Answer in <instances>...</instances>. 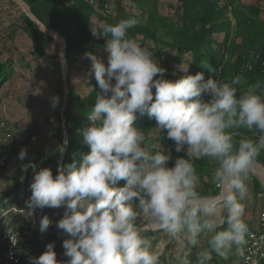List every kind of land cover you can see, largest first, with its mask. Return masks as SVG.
<instances>
[{
    "label": "clouds",
    "instance_id": "9594fccd",
    "mask_svg": "<svg viewBox=\"0 0 264 264\" xmlns=\"http://www.w3.org/2000/svg\"><path fill=\"white\" fill-rule=\"evenodd\" d=\"M134 24L120 20L102 30L91 25L94 37L107 38L108 63L85 53L99 88L87 115L91 124L82 130L90 152L58 165L56 175L51 168L35 172L26 201L29 217L37 209L66 207L56 227L68 237L62 242L68 259L58 260L51 242L41 255L29 257L30 264H161L153 238L144 234L148 231H163L197 248V264H205L212 252L224 260L233 251L244 254L249 228L241 201L253 162L264 151V81L249 83L241 75L205 80L203 72L165 79L166 69L153 52L128 36ZM206 68L222 72V67ZM58 103L54 96L52 106ZM137 113L155 119L175 151L185 153L173 166L171 152L161 143L145 144L143 131L134 126ZM26 156L22 148L18 159ZM203 158L216 165L215 195L199 190L193 160ZM141 218H146L142 225ZM39 223L44 233L52 221L43 215ZM201 236L206 249L200 247Z\"/></svg>",
    "mask_w": 264,
    "mask_h": 264
},
{
    "label": "rangeland",
    "instance_id": "374dc122",
    "mask_svg": "<svg viewBox=\"0 0 264 264\" xmlns=\"http://www.w3.org/2000/svg\"><path fill=\"white\" fill-rule=\"evenodd\" d=\"M24 1L41 6L53 24V27H47L53 33H63L66 41H72L71 44L67 42L65 52L69 93L65 102L61 45L58 40L54 37L43 39L39 34V31H43H36L29 25L26 19L28 15L16 0H0V70L5 69L9 75V78L0 81V121L4 120L9 125L17 139L16 145L11 148L3 146L0 139V148L8 150L11 158L5 175L0 177V232L16 228L19 223H35L40 232V217L47 215L52 224L47 232L40 233L46 245L54 242L57 259L66 261L68 257L63 255L65 250L62 242L68 237L56 227L66 207L37 209L29 217L26 201L31 196L30 184L35 172L41 168H51L53 175L57 174L64 146V120L68 126V164L90 152L82 130L91 124L87 115L99 88L94 74L90 72L91 61L85 53L92 52L103 59L107 66V38L99 36L87 42H79L78 35L90 31L91 25L102 30L105 24L131 19L135 24L127 30L128 36L153 52L159 65L166 69L165 79L175 81L185 75H195L207 69L208 65L212 66L215 57L222 56V63L225 62L223 79L231 81L236 75H241L249 83L264 81L259 75L238 72L236 68L245 52H253L260 44H264V0H211L214 3L215 20L212 24L213 35L208 39L214 40L217 45L213 56L203 47L197 57L183 49L186 36L197 29L199 17L203 13L198 0H112V15L102 11V0H97L99 3L95 5L89 4L88 0H81L84 3L79 5L87 4L80 20L85 26H80L78 22H61V14L57 11V5H60L64 14L68 6L76 5L79 0ZM187 68V72L181 70ZM54 96L59 97L56 107L52 106ZM146 119L150 118L146 115L134 126L143 131L147 146L161 143L165 151L171 152L169 167L173 166L175 158L185 153H177L175 149L168 148L166 139L156 129L157 125L151 126V121ZM240 131L243 135H252L247 130ZM22 148L27 151L24 160L18 159ZM263 158L264 151L255 161L261 163ZM27 162L31 163V167L25 168ZM193 163L201 177V193L217 194L215 189L210 194L209 189L204 188L211 186L208 181H211L215 163L208 158L193 160ZM207 174L210 177L208 180ZM248 181L253 183L254 178ZM123 183L120 181L119 186ZM254 201L246 200V210L250 213L256 207ZM219 215H223V212ZM145 220L141 218L138 224H144ZM144 234L153 238L154 249L160 255L161 264H179L180 260L185 261V264H197L198 249L189 246L185 240L172 239L163 231H148ZM200 247H208L204 236L200 237ZM235 254L233 251L224 260L212 252L211 259L205 264H221L230 261Z\"/></svg>",
    "mask_w": 264,
    "mask_h": 264
},
{
    "label": "built area",
    "instance_id": "2783aa9c",
    "mask_svg": "<svg viewBox=\"0 0 264 264\" xmlns=\"http://www.w3.org/2000/svg\"><path fill=\"white\" fill-rule=\"evenodd\" d=\"M88 2L92 5L99 3L97 0H88ZM101 8L107 15H112L114 11L113 1H102ZM224 63L218 67H222V72H216L215 79H222ZM255 64L260 65L264 74V59L259 53L253 52L242 56L239 72L249 71L248 65H251V70H253ZM209 98L206 94L204 95V99ZM161 132L163 137L168 140V145L174 148V141L167 138L166 131L162 130ZM0 139L3 146L9 148L14 147L17 143L13 131L4 120L0 121ZM10 159L8 150L0 148V177L5 175V169L8 167ZM252 178L253 176L250 175L249 179ZM259 195L263 200L259 213V226L249 230L243 256L236 253L230 261L221 264H264V192ZM45 248L46 243L35 227V223H19L16 228L0 232V264H30L29 257H38L45 251Z\"/></svg>",
    "mask_w": 264,
    "mask_h": 264
},
{
    "label": "trees",
    "instance_id": "16d2710c",
    "mask_svg": "<svg viewBox=\"0 0 264 264\" xmlns=\"http://www.w3.org/2000/svg\"><path fill=\"white\" fill-rule=\"evenodd\" d=\"M77 1V0H76ZM75 1V2H76ZM104 1V0H102ZM199 3L202 6V11L203 13L200 15L199 17V25L197 27L196 30H194L192 33H190L189 35L186 36V42H185V48L183 49V51H189L192 54H194L195 57H197L199 55V53L201 52L202 48L204 47L206 49V51L211 54V56L214 55V47L217 45V43L214 40H210L208 38H210L213 35L214 32V25L213 22L215 20V10H214V3L211 0H198ZM84 3L83 1L79 0L78 2H76V5L74 6H68L66 9V13L63 14V10L61 8L60 5H57V11L61 14V22L62 21H71L73 23H77L82 26L83 24L81 23V18L84 15V11L86 9L87 4H83V5H79L80 3ZM27 4H29V6L31 7L32 12L34 13V15L46 26L49 27H53L52 22L50 21V17L48 18L45 11L42 9L41 6L39 5H35L32 2H27ZM90 4V3H89ZM27 22L29 23V25L31 27H33V29H35L36 31H39L38 26L28 17L26 16ZM57 25V24H55ZM85 26V25H83ZM101 30V29H98ZM40 36L43 39H53L52 36L44 33V32H40L39 31ZM61 35H63V33H60ZM91 38H97L94 37L91 34V31H86V32H82L81 34L78 35L77 41L79 42H87L89 41ZM67 42L69 44L72 43V41L67 40ZM102 42V41H97ZM251 52H245L243 55H247ZM253 53H259L261 55V57L264 59V44H260L255 51H253ZM242 55V56H243ZM242 56L240 58V60L238 61L236 68L237 71H240V67L242 64ZM223 61V57L219 56V57H215V59H213V65L211 66L212 69H217ZM161 66V65H160ZM204 73V76L208 79V78H213L215 79V71H210L208 68L205 69L204 71H202ZM246 73H252V74H256L261 76L262 78H264V74L261 71V67L259 64H255L254 65V69L253 70H249L246 71ZM9 78V75L7 73V71L5 69L0 70V81ZM165 78V75H164ZM155 92V91H153ZM94 105V103H93ZM147 114L141 115L139 113H137V118L134 121V124H136L139 120H141L142 118H144ZM146 120H150L151 121V126H155L156 125V121L155 119H146ZM162 133V132H161ZM168 141V140H166ZM167 147L170 149H175L172 148L171 146L168 145L167 142ZM69 155H67L64 158L63 161V165H67L69 162ZM28 168L31 167V163L27 162ZM2 203L0 202V207H1Z\"/></svg>",
    "mask_w": 264,
    "mask_h": 264
},
{
    "label": "crops",
    "instance_id": "0c3cea01",
    "mask_svg": "<svg viewBox=\"0 0 264 264\" xmlns=\"http://www.w3.org/2000/svg\"><path fill=\"white\" fill-rule=\"evenodd\" d=\"M253 163H255L256 169L252 166V171L250 172V175L253 176L254 181H253V183L250 181L247 182L248 194L245 197L244 202L242 203L244 205V209H245L244 219H245V222L248 224L249 230L257 228L259 226V213H260V210L262 207V202H263V200L259 194L264 192V158H263V162H261V163H258L256 161H254ZM212 173L213 172H211V174ZM207 178H210L208 174L206 175V180H208ZM208 183L211 184L210 187L204 186V188L209 189L208 193L213 194L214 193V192H212L213 189H215V192L217 193L218 189L212 183V181H208ZM247 199L248 200H255L254 202L256 204V207L254 208V212H252V213H250V212H248V210H246V208H247L246 207V204H247L246 200Z\"/></svg>",
    "mask_w": 264,
    "mask_h": 264
},
{
    "label": "water",
    "instance_id": "95a60500",
    "mask_svg": "<svg viewBox=\"0 0 264 264\" xmlns=\"http://www.w3.org/2000/svg\"><path fill=\"white\" fill-rule=\"evenodd\" d=\"M16 2L19 4V6H21L24 11L26 12V14L28 15V17L38 26V28L43 31L44 33L54 37L55 39L58 40V42L61 45V53H60V61H61V65H62V74H63V81H64V98H65V102L66 99L68 97V70H67V64H66V59H65V52H66V48H67V41L66 39L63 37V35H61L59 32L54 31L49 27H47L46 25H44L32 12L31 7L24 1V0H16ZM63 112H64V107H63ZM63 127H64V141L67 140L68 141V137H67V130H68V126H67V122L64 120L63 121ZM68 148V143L63 146V150H62V154H61V158L59 161V165H63V161L64 158L66 156V151ZM255 169V163H253L252 165ZM149 227H152L151 225H149Z\"/></svg>",
    "mask_w": 264,
    "mask_h": 264
},
{
    "label": "bare ground",
    "instance_id": "6f19581e",
    "mask_svg": "<svg viewBox=\"0 0 264 264\" xmlns=\"http://www.w3.org/2000/svg\"><path fill=\"white\" fill-rule=\"evenodd\" d=\"M258 168V167H257Z\"/></svg>",
    "mask_w": 264,
    "mask_h": 264
}]
</instances>
